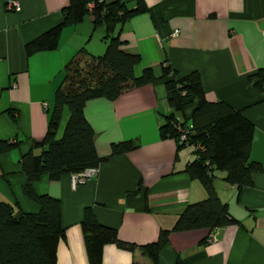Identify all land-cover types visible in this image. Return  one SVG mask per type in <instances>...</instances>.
I'll return each mask as SVG.
<instances>
[{"label":"crops","instance_id":"1","mask_svg":"<svg viewBox=\"0 0 264 264\" xmlns=\"http://www.w3.org/2000/svg\"><path fill=\"white\" fill-rule=\"evenodd\" d=\"M15 1L18 9H7L6 0H0V141L11 143L0 152L1 201L23 212L37 210L22 191L20 158L39 152L53 92L64 77V65L79 49L100 55L109 37L117 35L121 50L139 57L135 73L148 67L156 76L113 99L85 101L83 115L92 127L95 151L105 158L93 176L72 185L70 173L56 180L43 174L32 183L37 194L59 200L64 234L56 245V264H88L80 227L86 207L99 224L115 229L118 240L135 246L168 231L157 254L159 264H264V95L247 81L264 70V0H141L144 9L127 16L112 33L93 27L88 13L61 27L54 48L29 53L24 45L61 21L68 0ZM135 7L136 0H125L127 10ZM163 65L174 78L197 72L207 101L224 102L253 126L248 158L259 170L250 173L251 183L237 188L222 169L210 175L231 219L225 225L172 230L185 206L204 199L206 192L186 171L197 156L192 147L160 133L171 114L170 123L191 124L196 106L191 102L175 111L168 104ZM64 109L56 137L63 129ZM126 140L133 149L110 154L112 143ZM210 233L214 239L208 242ZM148 262L137 247L130 252L114 243L102 245V264Z\"/></svg>","mask_w":264,"mask_h":264},{"label":"trees","instance_id":"2","mask_svg":"<svg viewBox=\"0 0 264 264\" xmlns=\"http://www.w3.org/2000/svg\"><path fill=\"white\" fill-rule=\"evenodd\" d=\"M89 2H92L91 8L87 7ZM143 9L141 0H136V7L128 10L125 0H68L61 9V21L26 43L24 49L29 53L54 48L61 27L80 21L88 13L92 15L93 27L103 26L106 33H112L127 16ZM118 11H122V14ZM121 42L117 35H112L102 54L89 55L81 48L64 65V77L53 92L46 133L38 142L40 150L36 154L27 152L20 158L25 176L22 191L38 208L34 212H23L18 206L0 200V264H56V245L64 234L59 200L47 194H37L32 183L43 174L56 180L64 173L94 168L105 159L97 155L92 127L83 115L86 100L97 97L113 99L125 88L151 83L156 79L148 67L135 73L139 57L124 53L120 48ZM168 73L169 67L163 66V85L168 104L175 111H180L184 105L196 103L189 117V143L197 142L203 150L186 166V171L200 180L206 192L204 199L185 206L172 230L225 225L231 219L213 190L210 175L213 169H222L227 182L237 188L251 183L250 173L259 170V165L248 158L253 126L238 110L224 102L207 101L197 72L180 78ZM247 81L264 95V70L248 76ZM64 108L68 112L67 118L61 135L56 137ZM171 116L165 118L160 133L177 139L175 126L168 121L173 118ZM177 121L187 124L186 121ZM10 146L11 143L0 141V152ZM133 148L134 143L130 140L112 143L110 154ZM80 227L88 264H102L101 248L105 243H114L130 252L137 247L148 258V264H159L157 254L166 242L168 232L161 231L155 241L135 246L118 240L114 228L99 224L89 207L84 208ZM175 264L182 263L177 260Z\"/></svg>","mask_w":264,"mask_h":264},{"label":"built area","instance_id":"3","mask_svg":"<svg viewBox=\"0 0 264 264\" xmlns=\"http://www.w3.org/2000/svg\"><path fill=\"white\" fill-rule=\"evenodd\" d=\"M87 7H92V2L87 3ZM6 8L7 9H18V3L15 0H6ZM173 33H176L174 31ZM263 38H264V31H263ZM164 66V65H163ZM176 119L172 124L175 126V130L177 133V142L179 143H187L192 147L193 153L198 154V152L203 150V147L199 143H189V132H190V124H180V122ZM177 123L175 124V122ZM95 174V168L93 167H87L83 170L75 173H70L69 178L72 185H75L76 183L84 182L85 180L89 179L91 176ZM214 239L213 233H210L207 237V241L210 242Z\"/></svg>","mask_w":264,"mask_h":264},{"label":"rangeland","instance_id":"4","mask_svg":"<svg viewBox=\"0 0 264 264\" xmlns=\"http://www.w3.org/2000/svg\"><path fill=\"white\" fill-rule=\"evenodd\" d=\"M66 118H67V111H66V109H64V116H63V119H62L61 124H60V128H61V129H62V127H63L62 122L66 121ZM60 132H61V131H60ZM60 132H59V134H60ZM59 134H57V137H59V136H58Z\"/></svg>","mask_w":264,"mask_h":264}]
</instances>
